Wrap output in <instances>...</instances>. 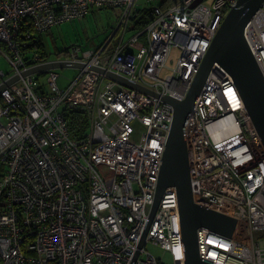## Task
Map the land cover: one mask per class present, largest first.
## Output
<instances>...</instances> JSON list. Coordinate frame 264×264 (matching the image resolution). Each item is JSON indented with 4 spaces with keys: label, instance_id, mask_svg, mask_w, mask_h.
I'll use <instances>...</instances> for the list:
<instances>
[{
    "label": "built area",
    "instance_id": "built-area-1",
    "mask_svg": "<svg viewBox=\"0 0 264 264\" xmlns=\"http://www.w3.org/2000/svg\"><path fill=\"white\" fill-rule=\"evenodd\" d=\"M197 1L0 0V53L11 67L0 71V87L17 77L0 89V264H163L147 244L165 250L170 264H184L175 188L164 191L139 244L173 118L160 97L185 99L237 0ZM143 5L153 20L124 41ZM102 9L119 10L113 33L95 49L65 50L60 60L79 70L67 88L58 86L55 69L22 75L47 60L39 52L25 60L20 36L33 42ZM243 37L264 76V1ZM174 48L176 64L165 75ZM43 73L45 88L38 80ZM65 106L86 115L84 139L69 137ZM183 135L193 202L236 220L231 237L199 228L198 256L213 264H264V148L231 76L216 63Z\"/></svg>",
    "mask_w": 264,
    "mask_h": 264
},
{
    "label": "water",
    "instance_id": "water-1",
    "mask_svg": "<svg viewBox=\"0 0 264 264\" xmlns=\"http://www.w3.org/2000/svg\"><path fill=\"white\" fill-rule=\"evenodd\" d=\"M201 1L198 0L196 3ZM263 1H236L216 32L184 100L179 101L167 95L160 97L163 103L173 108V118L165 142L151 212L139 248L143 245L148 227L167 188H175L177 193L184 264H213L198 256L196 231L199 228H206L225 237H231L236 225L234 218L198 206L193 202L183 127L187 117L193 113L195 101L216 63L231 76L264 148V76L243 37L246 24ZM64 53L65 50L57 54ZM60 59L56 55V59L47 60L44 64L29 68L22 72V75L42 73L49 69L75 67V64ZM94 70L132 90L159 97L127 78L99 69ZM16 80L17 77L11 78L0 89Z\"/></svg>",
    "mask_w": 264,
    "mask_h": 264
},
{
    "label": "rangeland",
    "instance_id": "rangeland-1",
    "mask_svg": "<svg viewBox=\"0 0 264 264\" xmlns=\"http://www.w3.org/2000/svg\"><path fill=\"white\" fill-rule=\"evenodd\" d=\"M141 5V4H140ZM119 10L102 9L94 10L87 13L81 20H74L69 23H63L52 28L48 33H43L40 37L47 53L48 60L56 59L58 52L69 49L73 45H80L86 49H95L109 39L115 28V23L118 21ZM134 31H127L124 36V41H127L131 36L135 35ZM114 38L110 44L115 43ZM141 42V41H140ZM33 52H37L36 48H31L30 52H26L25 57H31ZM178 50L172 49L169 59L166 63L167 68L163 69V74L170 73L169 69L174 68ZM11 70L10 64L0 53V71L8 74ZM59 75L57 81L61 89H65L78 75L79 70L74 68H58L55 69ZM39 84L45 88L48 81L47 73L38 75ZM146 251L151 253L155 258L161 260L163 264H170L169 254L154 244H147Z\"/></svg>",
    "mask_w": 264,
    "mask_h": 264
},
{
    "label": "trees",
    "instance_id": "trees-1",
    "mask_svg": "<svg viewBox=\"0 0 264 264\" xmlns=\"http://www.w3.org/2000/svg\"><path fill=\"white\" fill-rule=\"evenodd\" d=\"M174 1L175 0H169V3H173ZM163 6H165L164 3L161 5V7ZM153 18L154 16L152 8L150 6L143 5L132 17L129 31L137 32L143 29L153 20ZM41 35L42 34L35 35L34 38H32L34 41L29 43H25L23 40L25 39L24 36H20V40H18L19 47H21V50L25 51L22 52L25 60H29L30 57H25L24 54L26 52H30L31 48L37 49V52L40 53L42 60H48L47 53L44 51L45 46L40 39ZM61 112L67 122L69 137L74 141H80L84 139L87 136L89 127V122L84 112L71 109L66 106L62 108Z\"/></svg>",
    "mask_w": 264,
    "mask_h": 264
},
{
    "label": "flooded vegetation",
    "instance_id": "flooded-vegetation-1",
    "mask_svg": "<svg viewBox=\"0 0 264 264\" xmlns=\"http://www.w3.org/2000/svg\"><path fill=\"white\" fill-rule=\"evenodd\" d=\"M57 55V57H59V58H62L63 56H64V54H56Z\"/></svg>",
    "mask_w": 264,
    "mask_h": 264
},
{
    "label": "bare ground",
    "instance_id": "bare-ground-1",
    "mask_svg": "<svg viewBox=\"0 0 264 264\" xmlns=\"http://www.w3.org/2000/svg\"><path fill=\"white\" fill-rule=\"evenodd\" d=\"M248 22H249V21H248ZM94 69H95V68H94ZM78 74H79V73H78ZM187 118H188V117H187ZM186 120H187V119H186ZM185 122H186V121H185ZM220 131H221V130L219 129V133H220Z\"/></svg>",
    "mask_w": 264,
    "mask_h": 264
}]
</instances>
